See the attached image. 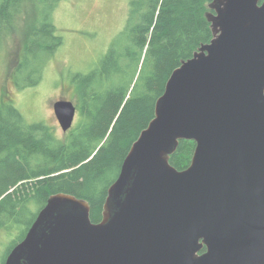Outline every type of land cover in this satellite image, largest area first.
Listing matches in <instances>:
<instances>
[{
	"label": "water",
	"instance_id": "obj_1",
	"mask_svg": "<svg viewBox=\"0 0 264 264\" xmlns=\"http://www.w3.org/2000/svg\"><path fill=\"white\" fill-rule=\"evenodd\" d=\"M209 6L212 40L172 72L101 221L52 194L4 264H264V0ZM53 108L68 132L75 102ZM181 140L196 144L183 170Z\"/></svg>",
	"mask_w": 264,
	"mask_h": 264
},
{
	"label": "trees",
	"instance_id": "obj_2",
	"mask_svg": "<svg viewBox=\"0 0 264 264\" xmlns=\"http://www.w3.org/2000/svg\"><path fill=\"white\" fill-rule=\"evenodd\" d=\"M62 0H0V48L24 32L11 75L18 89L40 84L64 38L54 23ZM212 0H130L127 20L99 64L72 76L78 120L64 137L44 122L27 123L8 100L0 107V231L18 244L50 195L87 200L99 222L108 188L142 130L155 117L172 72L213 38ZM195 142L181 140L170 162L192 160ZM14 245V246H15ZM206 251L203 248L202 253Z\"/></svg>",
	"mask_w": 264,
	"mask_h": 264
},
{
	"label": "rangeland",
	"instance_id": "obj_3",
	"mask_svg": "<svg viewBox=\"0 0 264 264\" xmlns=\"http://www.w3.org/2000/svg\"><path fill=\"white\" fill-rule=\"evenodd\" d=\"M130 0H62L55 9L54 23L64 38L62 47L48 61L40 84L18 89L12 74L22 44L18 32H11L0 48V107L12 101L27 123L44 122L60 137L64 132L53 104L60 99L75 102L71 78L77 72L94 69L125 26ZM78 120L76 116L74 124ZM17 234L0 231V264L12 250Z\"/></svg>",
	"mask_w": 264,
	"mask_h": 264
},
{
	"label": "flooded vegetation",
	"instance_id": "obj_4",
	"mask_svg": "<svg viewBox=\"0 0 264 264\" xmlns=\"http://www.w3.org/2000/svg\"><path fill=\"white\" fill-rule=\"evenodd\" d=\"M7 102L6 100H4V103Z\"/></svg>",
	"mask_w": 264,
	"mask_h": 264
}]
</instances>
